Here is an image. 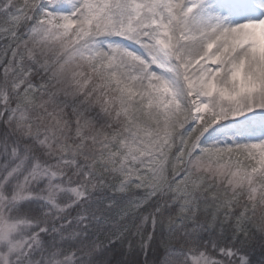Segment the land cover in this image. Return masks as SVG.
<instances>
[{"label": "snow or ice", "instance_id": "obj_1", "mask_svg": "<svg viewBox=\"0 0 264 264\" xmlns=\"http://www.w3.org/2000/svg\"><path fill=\"white\" fill-rule=\"evenodd\" d=\"M0 264H264V0H0Z\"/></svg>", "mask_w": 264, "mask_h": 264}]
</instances>
